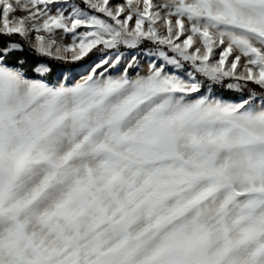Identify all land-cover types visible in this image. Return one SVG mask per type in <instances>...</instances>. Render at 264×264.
I'll list each match as a JSON object with an SVG mask.
<instances>
[{"label": "snow or ice", "instance_id": "obj_1", "mask_svg": "<svg viewBox=\"0 0 264 264\" xmlns=\"http://www.w3.org/2000/svg\"><path fill=\"white\" fill-rule=\"evenodd\" d=\"M0 264H264V0H0Z\"/></svg>", "mask_w": 264, "mask_h": 264}]
</instances>
